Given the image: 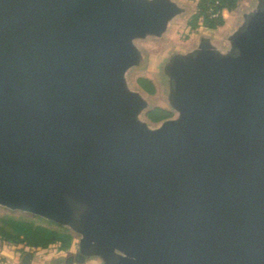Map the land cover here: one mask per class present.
I'll return each instance as SVG.
<instances>
[{
	"label": "water",
	"instance_id": "95a60500",
	"mask_svg": "<svg viewBox=\"0 0 264 264\" xmlns=\"http://www.w3.org/2000/svg\"><path fill=\"white\" fill-rule=\"evenodd\" d=\"M184 11L0 0V206L77 234L65 264H264V0L169 58L152 127L127 73Z\"/></svg>",
	"mask_w": 264,
	"mask_h": 264
},
{
	"label": "rangeland",
	"instance_id": "374dc122",
	"mask_svg": "<svg viewBox=\"0 0 264 264\" xmlns=\"http://www.w3.org/2000/svg\"><path fill=\"white\" fill-rule=\"evenodd\" d=\"M177 1L185 8V11L171 21L167 32L163 36L147 37L136 41L137 46L143 54V59L140 65L132 67L127 73L129 85L134 89L142 91L143 95L147 98L149 103L147 110L154 107H161L171 112V117L176 116V112L169 104L168 79L163 71V66L174 53L187 52L195 48L202 36H210L218 46L225 45L228 36L241 24L243 14L253 9L256 3V0H240L235 10H223L221 12L222 24H219L216 28L210 29L206 26H200L197 29H192L189 22L197 12L198 0ZM139 77L151 79L155 84L156 92L154 94L146 92L137 82ZM147 110L142 114V119L147 120L152 127L157 126L158 123L148 119ZM6 217L28 219L35 222L42 219L29 213L10 210L0 206V221ZM57 226L62 225H53V227ZM71 232L76 238L78 237L73 231ZM76 248L74 242V245L66 251L50 248L48 250L28 252L19 249L14 244L4 241L0 237V264H57L58 259H61L60 264H65L64 258L74 254ZM18 252L20 254H16ZM27 254H30L31 258L25 262L24 257ZM93 264H101V261L97 259Z\"/></svg>",
	"mask_w": 264,
	"mask_h": 264
},
{
	"label": "trees",
	"instance_id": "16d2710c",
	"mask_svg": "<svg viewBox=\"0 0 264 264\" xmlns=\"http://www.w3.org/2000/svg\"><path fill=\"white\" fill-rule=\"evenodd\" d=\"M240 0H198L197 12L191 18L189 25L192 29L206 26L210 29L222 24L220 16L223 10L233 11ZM217 13L216 16H213ZM138 84L149 94L156 92L153 81L147 77H139ZM167 109L155 107L147 112L152 122H160L171 117ZM53 222L40 219L32 221L22 218L6 217L0 221V237L24 251H40L57 248L60 251L69 250L75 241L74 234L63 226L53 227Z\"/></svg>",
	"mask_w": 264,
	"mask_h": 264
},
{
	"label": "flooded vegetation",
	"instance_id": "af4514ba",
	"mask_svg": "<svg viewBox=\"0 0 264 264\" xmlns=\"http://www.w3.org/2000/svg\"><path fill=\"white\" fill-rule=\"evenodd\" d=\"M154 108H155V107H154ZM152 109H153V108H152ZM60 261H61V259H58V260H57V264H59V263H60Z\"/></svg>",
	"mask_w": 264,
	"mask_h": 264
},
{
	"label": "built area",
	"instance_id": "2783aa9c",
	"mask_svg": "<svg viewBox=\"0 0 264 264\" xmlns=\"http://www.w3.org/2000/svg\"><path fill=\"white\" fill-rule=\"evenodd\" d=\"M216 15H217V13H214V14H213V16H216Z\"/></svg>",
	"mask_w": 264,
	"mask_h": 264
},
{
	"label": "crops",
	"instance_id": "0c3cea01",
	"mask_svg": "<svg viewBox=\"0 0 264 264\" xmlns=\"http://www.w3.org/2000/svg\"><path fill=\"white\" fill-rule=\"evenodd\" d=\"M16 254H20V253L18 252V253H16ZM8 256H9V254H8ZM13 256H14V254H13Z\"/></svg>",
	"mask_w": 264,
	"mask_h": 264
}]
</instances>
